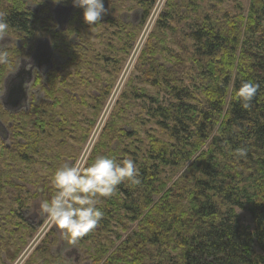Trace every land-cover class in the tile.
Listing matches in <instances>:
<instances>
[{
	"label": "trees",
	"instance_id": "16d2710c",
	"mask_svg": "<svg viewBox=\"0 0 264 264\" xmlns=\"http://www.w3.org/2000/svg\"><path fill=\"white\" fill-rule=\"evenodd\" d=\"M154 1L145 2L146 7L142 16L145 17ZM174 1H169V9L166 12L168 15L167 17L162 15L160 20L163 30L168 29L167 22L170 24L176 22L173 9H176L177 5ZM17 3L22 4L19 0ZM77 9L78 7H74L63 29L55 28L57 31H52L54 36L50 39L52 42L50 45L53 46V50L55 47L57 51H64L68 55L67 49L63 48L64 45H68V51L78 54L77 45L71 44V37L59 44L56 41L57 37L70 34L71 31L80 35V27L77 29L75 26L81 17L79 11L75 12ZM0 13H3L2 19L7 22L8 30L24 36V40L38 39L35 35L39 17H35V13H31L27 7L15 5L13 0H0ZM191 14L193 15V12ZM203 16L204 14L194 16L195 22L187 26V38L193 42L192 56L200 55L204 60L193 72L198 83L192 88L172 86L171 83L170 87L168 86L170 93L166 94L169 99L166 101V98L163 103L153 100V105L148 103L152 98L148 94L135 95L134 98L131 96L128 98L126 94L124 98L126 103L121 109V115H128L132 108L138 107L139 101L145 100L158 130L155 135L146 134L147 142L128 143L137 149L122 159L127 158L135 162L141 183L135 185L125 180L117 187L114 195L103 198L105 204L101 205L100 209L104 216L97 225L98 230L92 233L100 235L103 231L107 232L111 221L121 222L120 215H124L129 221L141 218L143 210L153 202L152 195H158L156 191L162 192V188L165 187L163 179L166 178V174L170 175L172 171L175 173L192 161L187 173L190 182L184 183L183 176L164 193L161 202L155 204L154 211L160 208L169 215L167 222L164 223V226L168 227L165 231L160 232L158 229L165 212L163 211L160 216L155 215L153 211L149 212L143 219L145 225L141 228L142 232L138 235L133 232L132 236L134 235L136 239L133 242H129L130 239L125 240L117 253L108 259L107 264H143L146 258L157 253L151 264H264V0L251 1L249 21L244 32L241 31L242 26L233 24L234 21L231 19L222 24L213 23L220 18L215 17L217 21H213L207 14L205 23L201 21ZM165 17L168 19L167 22ZM51 19L53 20V16L50 14L44 20H40L42 24L54 28L50 26ZM209 20L213 22L209 23ZM162 27L160 26V29ZM129 28L132 29V26ZM134 29L138 30L135 33L137 36L139 27ZM125 35L129 39L128 32ZM29 53L27 51L26 55ZM148 53L156 55L157 50L153 43ZM189 53L187 52V55ZM58 54L62 56L59 52ZM52 62L53 68L45 76L35 71V82L28 92L27 109L12 113L16 117H27L32 120L34 131L40 133L33 136L31 134L26 140V136L17 132L23 130V125L20 127L12 123L11 126H6L11 137L10 148H7L5 142L2 147L5 153H8L7 164L2 165L4 162L0 164V207L5 208L0 209V213L7 210L6 214H0V254L4 252L7 259L12 262L18 258L37 231L36 225H32L30 219L23 217L24 213L31 212L29 201L34 202L43 194L48 195L45 199H50L55 194L52 189H47L46 180H43L50 178L51 174L39 170L41 178H36L32 168H29L35 163L44 164L47 161L43 163L40 158L45 156L46 148L40 145L39 135L45 137L48 133L51 138L55 130L60 132V136L67 133L63 128L70 126L75 128L81 140L83 138L84 142L87 141L90 135L88 132L92 129L110 93L109 87L104 91L99 88L100 97H96L90 103L94 111L88 117L85 114L80 121L81 112L77 110L74 112L76 115L68 118L72 123L67 124V120L63 118V109L59 108L60 112H57L55 107L74 101L75 98L71 96L72 88L76 84V87L81 85L78 78L89 83L84 70L90 71V68L84 69L86 62H77L72 56L59 65L57 60ZM119 63H123V60ZM120 64L115 70V75L120 71ZM68 66L74 68V73L67 71ZM234 66L237 71L233 77ZM6 74L5 66L0 64L1 78ZM246 81L259 85L248 109L242 106L243 102L236 96L237 90ZM32 86L40 89L31 94ZM231 86L233 92L227 103L228 90ZM64 87L68 89L63 90ZM134 93L136 92L132 91V94ZM0 106L3 108L1 101ZM3 110L7 114L10 113ZM114 112L110 117L119 119V115H114ZM54 117L59 120L55 121ZM85 121L90 123V127L78 125ZM111 123L108 122L94 146L90 160L99 156V148L104 141V148H108L112 130L108 126ZM67 135L60 139L57 148L68 149L69 146L64 142ZM207 142L208 149L202 150ZM239 148L247 149L246 158L237 156L236 150ZM110 152L113 154L106 155L117 158V154L111 150ZM197 153L199 155L193 159ZM48 158L50 156L45 157ZM18 160L28 164L29 169L20 167ZM47 167H50L48 169L51 172V166ZM35 184H38V187ZM183 203H186V207L182 206ZM237 210L249 212L253 228L243 224ZM20 219L27 222H20ZM52 235L53 231L43 238L25 264L79 263V258H83L85 252H80L78 248L75 249L78 257L73 261L69 259V253L65 255L66 257L61 253L52 255V245L57 241L55 237H51ZM68 237L65 235L66 239ZM86 255L88 256L87 253ZM97 255V259L90 258L86 262L91 260V264H98L102 258L100 251H97ZM0 258L4 261L2 256Z\"/></svg>",
	"mask_w": 264,
	"mask_h": 264
},
{
	"label": "rangeland",
	"instance_id": "374dc122",
	"mask_svg": "<svg viewBox=\"0 0 264 264\" xmlns=\"http://www.w3.org/2000/svg\"><path fill=\"white\" fill-rule=\"evenodd\" d=\"M19 1H21L22 4H18L17 0H13V3L20 7L24 5L31 13H35V17H39L36 27V29H38L36 30L35 35L38 39L36 41L33 39L24 40V36L11 30H8L6 34L0 36V50L2 53H6L8 57L7 63H0L5 66L7 71V74L3 75L2 78L0 76V96L3 94L4 80L7 75L14 72L19 67L21 59H30L36 52L37 48L40 49L39 51L41 53L47 50V46H49V44L52 45L50 40L52 36H54L52 31H57L58 28L63 29L65 25H67V21L74 11L72 0H60L59 3L55 2V0ZM146 1L147 0H103L106 12L102 16L101 21L93 26L85 23L83 19V9L78 8L75 12L79 11V13H81V17L78 18L79 22L75 26H77V29L80 27V35L72 33L71 31L70 34L61 35L56 38L57 44H59L60 42H63L64 39L68 40L71 37V44L77 45L78 51V54L75 55L73 52L68 51V45H64L63 48L64 50L67 49V52H69L68 55H66L64 51H57L55 47L54 53L52 46V59L57 60L58 65L65 63L68 57L72 56L75 60H77V62H86L84 69L90 68V71L84 70V75L89 80V83H86L82 79L78 78L81 85L76 87V84L72 88L71 96L75 98L74 101H71L70 104L67 103L66 105H58L56 106L57 108L54 106L57 112H60L59 108L63 109V118L67 120V124L72 123L68 121V118L71 119L73 115H76L74 112L77 110H80L79 112H81L79 116L80 121H82L83 117L86 116L85 114H87L88 117V115L94 111L91 109L90 103L94 101L96 97H100L99 88L104 91L109 87L110 93L100 110L97 120L95 119L96 121L92 129L88 132L90 135L87 141L84 142L83 138L81 140V137L77 134L75 128H71L70 126L64 127L63 129H66L67 133L60 136V132L55 130L53 134L54 136L51 138L48 133L45 134V137L39 135L40 145L45 146L46 148L45 156H41L40 158L43 160V163L46 160L47 161L44 164L35 163L31 167L24 162L19 160L17 161L18 165L22 168H32L34 177L41 178L39 170L42 173H50L52 177L54 171L58 167L65 163H72L80 155L87 154L90 157L94 146L98 143L102 132L107 127L108 122H112L111 125L109 124L108 126V128H112L110 131L111 138L108 142V148H104L105 141L103 142L102 147L100 146L99 156L102 155V153L105 155L113 154L110 152L111 150L115 153V155L117 154V159H122V157H128L130 153L137 149L135 146L128 143L134 141L147 142L146 134L152 133L155 135L158 130V126L155 124V120L152 118L149 108L146 107L148 106V103L152 104L153 100H159L160 103H163V101L167 98L166 94L170 93L168 90L171 83L172 86L176 85L181 88H192L193 85L198 83L193 72L196 71L195 68L202 65L204 60L200 55L192 56L193 42L187 38V26L195 22L194 16L198 17L199 15L204 14L201 19L202 22L207 21V14L211 16L210 19L213 21H217L214 18L219 17L220 19L217 22L209 20V23L213 22L220 24L225 23L228 19H231L234 21L233 24H239L242 26L241 31L244 32L249 21L252 0H175L174 3L177 5V8L173 9V13L175 15L176 22L172 24L168 23V19L166 18L168 15H166V12L169 9L168 3L170 0H155L149 12L145 14L144 17L142 14H144L143 9L146 7ZM68 9H71V12H68ZM192 12L193 15L191 14ZM50 14L53 16L50 26L54 28H50L45 23L42 24L41 21L44 20L46 16H50ZM162 15H166L165 20L167 22V30H163L162 21L160 22V20H162ZM131 26L132 29L129 28ZM137 26L139 27V32L138 35L135 36V33L138 30L134 28ZM160 26L162 29H160ZM55 28H57V30ZM46 30H49V32ZM127 32L128 35H130L129 39L127 38L128 36L125 35ZM48 33H52L51 36H49ZM152 43L157 50L155 56L148 53V51L152 48ZM22 46H24L25 50ZM18 51L23 53L19 54ZM27 51L28 53L30 52L29 55H26ZM58 52L62 56H60ZM187 52H190L189 55H187ZM121 60H123V63L120 64L119 62ZM119 64L121 66L119 67L120 71L115 75V70L118 69ZM67 68V71L74 73V68L71 69L69 66ZM236 71V66H234L233 77L235 76ZM34 82L35 80L33 81V84ZM37 89L40 88L32 86L30 93H36L38 91ZM64 89L68 88L64 87L63 90ZM126 91L128 93H125ZM132 91H135L136 93L132 94ZM197 91L200 92V89ZM228 91L227 103L230 101L233 87H229ZM126 94H128V98L129 96L134 98L135 95L146 96L147 94L152 98L148 101V103L145 100L139 101L141 106H139L136 100L138 107L132 108L128 115H121V109L126 103V101H124ZM51 98H54V96ZM168 99L169 98H167L166 101ZM118 100L121 101L118 102ZM143 103L146 104H144L145 109L142 108L144 107ZM3 109L4 108L0 106V122L2 125L9 126L12 125V123L16 126L20 125V127L23 125V130H17V132L26 136V140L29 139L31 134L33 136V134L40 133V131H34L33 126L31 125L32 120L29 118L16 117L12 113L7 114ZM113 111H115L114 115H119V119L110 117ZM56 117H54L55 121H58L59 119ZM78 125L87 127L90 123L85 121L84 123H78ZM125 133L128 135L134 134L136 136L129 137ZM64 135H67L64 142L67 146H69L68 149L57 148L60 139H62ZM117 135L120 139H118ZM66 141H68V143ZM9 142L8 144H10ZM208 144L209 142L203 146L202 150L204 148L207 150ZM3 145L4 141L0 138V164L4 162L2 165H6L7 159L9 158L7 157L8 153H5V150L2 148ZM198 153L193 159L199 155ZM47 156H50V158L45 159ZM191 163L192 161L175 173L172 171V174H166V178L163 179L165 187L162 188V192L156 191L158 195H152L153 202L143 210L141 218L129 221L124 215H120L119 217H121V222L120 220L111 221L110 228H107V232L103 231L100 235L92 233L93 231L98 230L96 227L89 233L77 237V239H79L77 241H74L70 236L66 239L63 231L51 223L49 218L42 210L39 209V204L45 200V197L48 195L43 194L37 198L36 201H29L31 213L37 215V219H34V222L36 224L41 223V228L40 225H36V230H39L36 237L32 241H29L27 245L28 247L26 246L15 262L12 263V261L8 260L3 252L0 256H2L4 261L0 258V264H25L32 255L36 246L41 243L44 236L48 232L52 233V231L53 235L51 237H55L57 240L52 245V255L55 256L57 253H61L63 255L64 251H71L69 249L74 247L76 250L78 248L80 252H85V255H82L83 258H79L78 264H91V260L89 262L86 261L90 258L97 259V251H100L102 258L101 262L98 264H107L108 259L113 256V254L117 253L125 240L129 241L130 239L129 242H133L136 239L134 235L132 236L133 232L137 235L142 232L141 228L145 225L143 219L146 218L149 212L153 211L155 215L160 216L164 210L158 208V211H154L156 208L155 204L161 202V197L165 192L173 187L174 183L179 182L183 176L184 180L182 179V181L184 183L185 181L188 183L190 182L189 174L187 173ZM47 165L51 166V172L48 169L50 167H47ZM50 178L43 179L46 180V187L48 190L52 189L53 191H56L53 179ZM35 185L38 187V184ZM44 187L45 186L43 185V188ZM103 198L104 197H97V206L99 208L101 205L105 204L104 201H102ZM182 206L186 207V203H183ZM11 207H13L12 203ZM14 208H17V206H14ZM0 209L5 208L0 207ZM6 213L7 210L0 214L2 215ZM237 213L245 226L253 228V220L248 211L237 210ZM30 215L31 214H28V217H30ZM168 216V213L165 212L163 215V221H161L158 225L160 232H163L168 228L164 226V223L167 222L166 219ZM22 221L24 220L20 219V222ZM122 222L124 224H122ZM15 228L17 229V227ZM168 242H170V239H168ZM157 255L158 253L146 258L143 264H151L152 260ZM69 257V259L73 261L78 257V255L75 256L72 254ZM131 260L132 259H130V261Z\"/></svg>",
	"mask_w": 264,
	"mask_h": 264
},
{
	"label": "clouds",
	"instance_id": "9594fccd",
	"mask_svg": "<svg viewBox=\"0 0 264 264\" xmlns=\"http://www.w3.org/2000/svg\"><path fill=\"white\" fill-rule=\"evenodd\" d=\"M72 3L83 9V19L90 26L99 23L106 12L103 0H72ZM2 17L3 13H0V36L6 34L9 27ZM7 62V54L0 53V63ZM258 87V84L246 81L237 90L236 96L245 109L250 107ZM236 154L246 158L247 149L239 148ZM138 177V168L131 159L118 160L114 156L100 155L90 160L83 154L54 171L55 194L43 200L39 209L65 235L75 239L94 230L101 222L104 213L97 206V197H111L125 180L139 185Z\"/></svg>",
	"mask_w": 264,
	"mask_h": 264
},
{
	"label": "water",
	"instance_id": "95a60500",
	"mask_svg": "<svg viewBox=\"0 0 264 264\" xmlns=\"http://www.w3.org/2000/svg\"><path fill=\"white\" fill-rule=\"evenodd\" d=\"M68 12H71V9H68ZM47 48L43 53L37 48L30 59H21L16 71L7 75L4 82V91L0 97L1 104L6 111L17 113L22 109H27L28 92L34 81V71L37 70L45 76L53 68L52 47L49 44Z\"/></svg>",
	"mask_w": 264,
	"mask_h": 264
},
{
	"label": "flooded vegetation",
	"instance_id": "af4514ba",
	"mask_svg": "<svg viewBox=\"0 0 264 264\" xmlns=\"http://www.w3.org/2000/svg\"><path fill=\"white\" fill-rule=\"evenodd\" d=\"M52 60H53V59H52ZM15 71H16V70H15ZM35 71H37V70H35ZM35 71H34V73H35ZM38 72H39V71H38ZM39 73H40V72H39ZM9 74H10V73H9ZM9 126H11V125H9ZM10 137H11V134H10L9 130L6 128V126H4V125L1 124V125H0V138L3 139V141H4L5 143H7V148H10V145L8 144V142L10 141ZM28 214H31L30 217H27ZM35 214H36V213H35ZM25 215H26V216H25ZM23 217H24L25 219H30L31 222H32V224H35V225H37V226L41 224V223H40V224H36V223L34 222V221H35L34 219H37V215H34V214H32L31 212L24 213V214H23ZM41 225H42V224H41ZM41 225H40V228H41ZM40 228H39V229H40ZM38 231H39V230H38ZM38 231H37L36 234L32 237L31 241L36 237ZM48 233H49V232H48ZM48 233H47V234H48ZM47 234H46V235H47ZM46 235H45V236H46ZM45 236H44V237H45ZM42 240H43V239H42ZM40 244H41V243H39V244L36 246V248H37ZM27 247H28V246H27ZM36 248H35V249H36ZM35 249H34V250H35ZM69 250H71V251H68V250L64 251L63 255L65 256L67 253H72V254H74L75 256L78 255V254H77V251H75V248H74V247L71 248V249H69ZM23 251H24V250H23ZM23 251H22V252H23ZM72 254H71V255H72ZM67 256H68V255H67ZM69 256H70V254H69ZM65 257H66V256H65ZM16 260H17V259H16ZM16 260H15V261H16ZM15 261H14V262H15ZM12 263H13V262H12ZM12 263H11V264H12Z\"/></svg>",
	"mask_w": 264,
	"mask_h": 264
},
{
	"label": "bare ground",
	"instance_id": "6f19581e",
	"mask_svg": "<svg viewBox=\"0 0 264 264\" xmlns=\"http://www.w3.org/2000/svg\"><path fill=\"white\" fill-rule=\"evenodd\" d=\"M117 89V88H116ZM117 100V99H116Z\"/></svg>",
	"mask_w": 264,
	"mask_h": 264
}]
</instances>
